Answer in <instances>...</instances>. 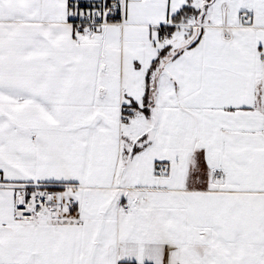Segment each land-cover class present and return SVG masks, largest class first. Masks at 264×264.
Segmentation results:
<instances>
[{"label": "snow or ice", "instance_id": "1", "mask_svg": "<svg viewBox=\"0 0 264 264\" xmlns=\"http://www.w3.org/2000/svg\"><path fill=\"white\" fill-rule=\"evenodd\" d=\"M0 264H264V0H0Z\"/></svg>", "mask_w": 264, "mask_h": 264}]
</instances>
